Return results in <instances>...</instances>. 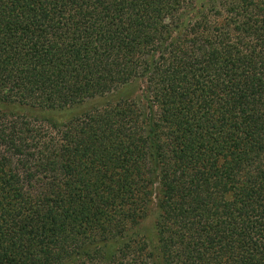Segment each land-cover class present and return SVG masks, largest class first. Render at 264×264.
<instances>
[{
  "label": "trees",
  "instance_id": "16d2710c",
  "mask_svg": "<svg viewBox=\"0 0 264 264\" xmlns=\"http://www.w3.org/2000/svg\"><path fill=\"white\" fill-rule=\"evenodd\" d=\"M136 81L0 109V264H264V0H0L1 103Z\"/></svg>",
  "mask_w": 264,
  "mask_h": 264
},
{
  "label": "rangeland",
  "instance_id": "374dc122",
  "mask_svg": "<svg viewBox=\"0 0 264 264\" xmlns=\"http://www.w3.org/2000/svg\"><path fill=\"white\" fill-rule=\"evenodd\" d=\"M140 82L136 81L131 85L126 86L121 92L104 98H94L81 102L80 104L73 105L71 107H66L63 109H46L39 107H30L27 105H18V104H8L0 102V109L5 111H13L26 113L29 115H37V116H48L56 121H63L70 118L73 115H76L86 109H89L93 105H100L106 99H115L118 97H133L139 95ZM153 218L154 216H148L140 221L138 225V229H136L135 233H138L140 237L145 238L148 241V246L150 249L155 251L153 247L156 245L154 231H153ZM130 235V232H128ZM137 234V235H138ZM125 237L119 238L116 240V243L113 245L115 248L117 245H121V243L125 240Z\"/></svg>",
  "mask_w": 264,
  "mask_h": 264
}]
</instances>
